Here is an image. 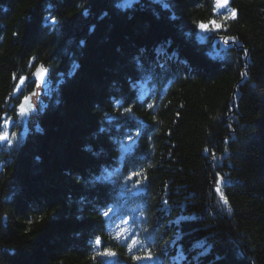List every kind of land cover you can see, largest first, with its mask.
<instances>
[{"label":"trees","instance_id":"16d2710c","mask_svg":"<svg viewBox=\"0 0 264 264\" xmlns=\"http://www.w3.org/2000/svg\"><path fill=\"white\" fill-rule=\"evenodd\" d=\"M5 120L0 264L127 259L102 212L132 172L165 264H264V0H0V135Z\"/></svg>","mask_w":264,"mask_h":264},{"label":"snow or ice","instance_id":"6c2138e0","mask_svg":"<svg viewBox=\"0 0 264 264\" xmlns=\"http://www.w3.org/2000/svg\"><path fill=\"white\" fill-rule=\"evenodd\" d=\"M215 4H216V0H215ZM228 4H229V0H227V2H226L222 7H217V6H216V8H217V9H223V8H225ZM230 18L233 19V20L238 19V10H237V9H231V11H230ZM45 19H48V18L45 17ZM51 23H52V24H55V23H56V19L53 18V19L51 20ZM212 26H213L214 28H217V29H219V28L221 27V25L218 24V23H216L215 21L212 22ZM208 27H209V25H207V24H204V23L199 24V28H200L202 31H207V30H208ZM14 35H19V34L16 33V34H14ZM224 42L227 43L228 40L225 39ZM41 74H42V71H41L40 69H38L36 75H37V76H40ZM246 75H247V73H242V76H246ZM14 79H17V78L14 77ZM25 79H26V77H19V78H18V80H19V84H20V85H23ZM36 86L39 87L40 85L37 84ZM14 91H19V88H15V86H14ZM35 94H36V93H33V95H35ZM28 100H29V97H28V96H24V97H23V100L19 102L18 107H19V113H20V115H25L24 105L28 102ZM149 107H152V106L149 105ZM132 111H133L132 107H124V108H123V113H121V114H124V113H131ZM5 124H6V125H9V124H10V121H9V120H5ZM137 135H139V133H137ZM7 139H8V135H7V134L0 135V142H2V141H6ZM142 176H143V173H140V172H132V173L129 174L128 179H129V180H135L137 177H142ZM217 177H218V176H217ZM144 178L146 179V177H144ZM222 179H223V178L219 176V177L217 178L216 183L219 182V184H220L221 181H222ZM215 191L220 195V199L223 201V203H224L225 205H229V200H228V199L226 198V196L221 192L220 187H217V188L215 189ZM165 203H167V201H165ZM229 209L231 210V207H229ZM110 212H111V209H109V210H107V211H103V212H102V216H103L104 218H107V217L110 215ZM124 223L127 224V223H129V221H128V220H125ZM95 243H96V245H101V244H102L101 237L97 236V237L95 238ZM136 243H137L136 240H133V241H132V245H135ZM9 248H11V246H9ZM131 250H132V247H131V245H130V246H129V251H131ZM101 255L106 256V257H113V256L116 255V253L113 252V251H111V250H105L103 253H101ZM153 258H154V257L152 256L150 250H149L146 254H144V255H135V256L132 257V259H133L134 261H140V260H152ZM93 259H95V257H93Z\"/></svg>","mask_w":264,"mask_h":264},{"label":"rangeland","instance_id":"374dc122","mask_svg":"<svg viewBox=\"0 0 264 264\" xmlns=\"http://www.w3.org/2000/svg\"><path fill=\"white\" fill-rule=\"evenodd\" d=\"M211 31H212V27L211 26L208 27L207 31H202L201 30V32H203V33H211ZM201 40L205 41V38H201ZM215 48H217V47H215ZM36 79H37V84H39L40 86L35 91L36 94L33 95V99H32L34 101V103H35V107L33 109L34 113H36L37 103L39 104L42 100L45 99V96L47 95V88H48L47 77H46V74L44 72H42V74L40 76H37ZM27 118H28V115H26V114L23 115V119L24 120H27ZM11 124H12V121H10V124L8 125V128H10ZM5 134L8 135V139L7 140L9 141V139L11 138V133L9 131H7Z\"/></svg>","mask_w":264,"mask_h":264},{"label":"water","instance_id":"95a60500","mask_svg":"<svg viewBox=\"0 0 264 264\" xmlns=\"http://www.w3.org/2000/svg\"><path fill=\"white\" fill-rule=\"evenodd\" d=\"M232 2H233V0H229V4L225 8L220 9V10L225 11L228 7H230L232 5ZM32 107H33V101H32V98L29 97L28 102L24 105V109H25V111H27L28 114H30L32 112ZM1 162H2V159H0V163Z\"/></svg>","mask_w":264,"mask_h":264},{"label":"clouds","instance_id":"9594fccd","mask_svg":"<svg viewBox=\"0 0 264 264\" xmlns=\"http://www.w3.org/2000/svg\"><path fill=\"white\" fill-rule=\"evenodd\" d=\"M227 2V0H216V6L217 7H222L225 3ZM225 143H227V138H225ZM205 151H207V149H205ZM225 151H227V149L225 148ZM213 158L216 159L217 157L215 156V154H213ZM229 211H231L229 209Z\"/></svg>","mask_w":264,"mask_h":264},{"label":"bare ground","instance_id":"6f19581e","mask_svg":"<svg viewBox=\"0 0 264 264\" xmlns=\"http://www.w3.org/2000/svg\"><path fill=\"white\" fill-rule=\"evenodd\" d=\"M117 255V254H116Z\"/></svg>","mask_w":264,"mask_h":264}]
</instances>
